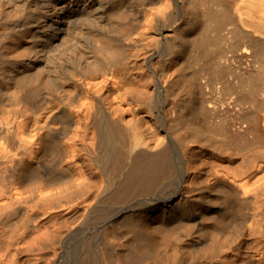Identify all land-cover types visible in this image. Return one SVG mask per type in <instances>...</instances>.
I'll list each match as a JSON object with an SVG mask.
<instances>
[{"label": "bare ground", "instance_id": "obj_1", "mask_svg": "<svg viewBox=\"0 0 264 264\" xmlns=\"http://www.w3.org/2000/svg\"><path fill=\"white\" fill-rule=\"evenodd\" d=\"M0 264H264V0H0Z\"/></svg>", "mask_w": 264, "mask_h": 264}, {"label": "rangeland", "instance_id": "obj_2", "mask_svg": "<svg viewBox=\"0 0 264 264\" xmlns=\"http://www.w3.org/2000/svg\"><path fill=\"white\" fill-rule=\"evenodd\" d=\"M227 26H229V25H227ZM221 31H225V30H221ZM226 37V36H225ZM221 38V39H220ZM224 37L223 36H220L219 37V39H217V41L218 42H214L215 44L212 46V48H213V50H212V53H213V57H211V59H209L208 60V65H206V64H204V66L205 67H208L207 68V71L208 72H210V73H207V74H205V75H211L214 71H215V73H216V70L215 69H218L219 68V66H218V62H216V60H217V52H219V51H217L218 49L219 50H222V51H227V49L229 50L230 49V43H231V41H229L228 42V44L226 45L224 42H226L227 43V41H226V38L224 39L225 41L224 42H220V41H223L222 39H223ZM220 40V41H219ZM220 42V43H219ZM217 43V44H216ZM225 44V45H224ZM229 46V47H228ZM211 48V49H212ZM208 51V50H207ZM207 54H209L208 52H207ZM201 55H202V52H201ZM216 55V59L214 58V56ZM203 56V55H202ZM203 61V58L202 59H200V61ZM212 67V68H211ZM215 68V69H214ZM213 69V70H212ZM221 69V68H220ZM225 69H226V72L225 71H221V72H219V71H217V72H219V76L222 78L221 79V81H223V83H225V87L227 88V91H229L230 93H231V95H235V97H236V95H237V93L238 92H243V91H245L244 90V88L243 87H248L249 86V83L250 82H248L249 81V79L251 80L252 78H258L259 76L258 75H260L259 74V72H258V75H257V73H256V71L254 72V74L252 73L251 75H250V73H249V76H248V74H246V75H244L245 73H248L247 71H245V70H243V68H242V70H241V68H239V67H236L235 65H233V66H227V67H225ZM219 70V69H218ZM206 71V72H207ZM212 71V72H211ZM239 71H242V72H239ZM243 71H245V73L243 72ZM253 72V71H252ZM221 73V74H220ZM243 73V74H242ZM224 75V76H223ZM228 76L229 77H232L233 78V80L234 81H236V83L233 81V82H230V81H228L227 79H229V80H232V78L230 79V78H228ZM242 76H244L245 78L247 77V79H244V77L242 78ZM257 76V77H256ZM224 77H226L227 79H225ZM249 77V78H248ZM239 79H240V82H239ZM226 80L228 81V82H226ZM237 80H238V83H237ZM252 80H254V79H252ZM256 80H258V79H256ZM244 82V84L242 85V86H240V84H242L243 82ZM245 81L247 82V83H245ZM258 82V81H257ZM246 84H248V86L246 85ZM238 86V87H237ZM240 86V87H239ZM244 93V92H243Z\"/></svg>", "mask_w": 264, "mask_h": 264}]
</instances>
